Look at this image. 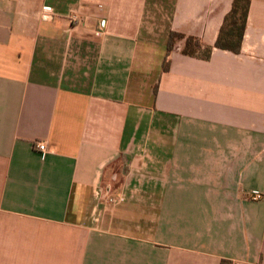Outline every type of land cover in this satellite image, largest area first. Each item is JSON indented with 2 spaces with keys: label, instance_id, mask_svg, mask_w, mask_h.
<instances>
[{
  "label": "crops",
  "instance_id": "0c3cea01",
  "mask_svg": "<svg viewBox=\"0 0 264 264\" xmlns=\"http://www.w3.org/2000/svg\"><path fill=\"white\" fill-rule=\"evenodd\" d=\"M232 1L0 0V264H264V0L163 71Z\"/></svg>",
  "mask_w": 264,
  "mask_h": 264
},
{
  "label": "trees",
  "instance_id": "16d2710c",
  "mask_svg": "<svg viewBox=\"0 0 264 264\" xmlns=\"http://www.w3.org/2000/svg\"><path fill=\"white\" fill-rule=\"evenodd\" d=\"M250 0H233L231 8L224 16L219 29L216 41L213 46H207L192 36H185L178 32H169L166 40V56L163 62V71H167L170 66L168 56L175 47L177 41H183L181 54L184 56L209 60L214 48L238 54L241 50L244 31L246 28L247 15ZM226 262L221 261V264Z\"/></svg>",
  "mask_w": 264,
  "mask_h": 264
},
{
  "label": "built area",
  "instance_id": "2783aa9c",
  "mask_svg": "<svg viewBox=\"0 0 264 264\" xmlns=\"http://www.w3.org/2000/svg\"><path fill=\"white\" fill-rule=\"evenodd\" d=\"M43 18H47V19H50L51 16H52V9L50 7H44L43 8ZM71 20L73 22H77L78 19L76 18L75 15H72L71 16ZM34 148L36 150H38L39 152L41 153H47L48 152V148L46 146V143L43 142V141H37L34 143ZM260 198V194L259 193H256L255 195H253V199H259ZM105 200L107 201L108 204H115L117 202H121L123 201V195H110V196H107L105 198Z\"/></svg>",
  "mask_w": 264,
  "mask_h": 264
},
{
  "label": "rangeland",
  "instance_id": "374dc122",
  "mask_svg": "<svg viewBox=\"0 0 264 264\" xmlns=\"http://www.w3.org/2000/svg\"><path fill=\"white\" fill-rule=\"evenodd\" d=\"M118 170H120V169H117V172H118ZM112 182H117V179L116 178H113L112 179Z\"/></svg>",
  "mask_w": 264,
  "mask_h": 264
}]
</instances>
